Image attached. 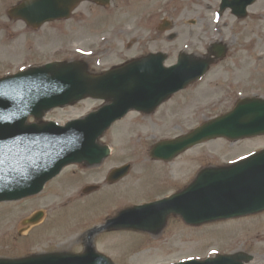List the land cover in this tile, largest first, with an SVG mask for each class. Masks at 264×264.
Listing matches in <instances>:
<instances>
[{
    "label": "rangeland",
    "instance_id": "rangeland-1",
    "mask_svg": "<svg viewBox=\"0 0 264 264\" xmlns=\"http://www.w3.org/2000/svg\"><path fill=\"white\" fill-rule=\"evenodd\" d=\"M13 3L0 0V78L50 61L74 60L100 74L158 50L168 53L166 65H171L180 52L200 56L216 42L226 45L227 60L154 113L132 110L117 121L100 139L112 149L101 164L69 165L42 193L0 203V258L83 253L92 241L118 264H176L236 252L253 254L249 264H264V211L199 226L172 214L155 233L99 230L124 208L185 189L204 168L227 166L264 148L261 135L211 140L170 162L150 156L154 144L229 111L239 96L264 97V0L250 6L246 17L226 11L219 19L221 0H113L105 7L84 1L70 19L31 34L8 15ZM164 20L171 23L168 30L161 29ZM103 104L86 98L48 112L44 121L66 124ZM125 164L131 165L128 175L109 182L111 170ZM92 185L100 188L83 193ZM38 211L44 217L27 231L24 220Z\"/></svg>",
    "mask_w": 264,
    "mask_h": 264
},
{
    "label": "water",
    "instance_id": "water-1",
    "mask_svg": "<svg viewBox=\"0 0 264 264\" xmlns=\"http://www.w3.org/2000/svg\"><path fill=\"white\" fill-rule=\"evenodd\" d=\"M82 0H26L13 14L30 23L67 17ZM108 4L110 0H92ZM256 0H223L240 16ZM193 58V57H192ZM182 55L180 63L166 68L163 53L151 54L102 76H91L79 62H56L0 79V202L17 200L43 190L46 182L72 162L99 164L110 154L98 138L130 109L154 111L174 92L204 72L208 62ZM207 65V66H206ZM204 68L202 69V67ZM93 96L112 103L86 118L60 126L56 122L28 124L30 115L42 118L46 111ZM264 134V99L245 98L235 108L207 121L190 133L157 143L151 155L171 160L181 152L218 137L238 140ZM130 166L113 170L110 180L128 174ZM97 186L85 192L96 190ZM264 210V151L237 164L201 172L186 191L155 203L122 211L101 227L160 231L172 213L193 224ZM42 212L29 221L41 218ZM252 255H219L204 261L179 264H244ZM0 264H113L96 252L92 243L85 253H51L24 259H1Z\"/></svg>",
    "mask_w": 264,
    "mask_h": 264
},
{
    "label": "flooded vegetation",
    "instance_id": "flooded-vegetation-1",
    "mask_svg": "<svg viewBox=\"0 0 264 264\" xmlns=\"http://www.w3.org/2000/svg\"><path fill=\"white\" fill-rule=\"evenodd\" d=\"M20 2H22V0H15V3H13L12 5H11V7L9 8V10L7 11V13H8V15L10 16V18L14 21V22H21L22 24H23V31H27L28 33H30L31 34V32H38L39 30H41L42 28H44L45 27V25H47V24H50V23H52V22H55V21H52V22H46V23H44V24H42L41 26H40V28H38V29H34L33 27H31V25L30 24H28L25 20H23V19H21V18H19V17H16L14 14H12V13H10V10H11V8L12 7H14V6H16V5H18ZM113 2V1H112ZM75 10L76 9H74V11L72 12V14H71V16L74 14V12H75ZM233 14V13H232ZM248 14H249V12L247 11V14L245 15V16H243V17H246V16H248ZM234 15V14H233ZM71 16H70V18H71ZM234 16H236V17H241L240 15H234ZM69 18V19H70ZM64 20H68V19H60V20H57L58 22L59 21H64ZM171 35H175V34H171ZM170 38H172V36H170ZM223 48V47H222ZM227 50V49H226ZM226 50L225 51H223L222 52V49H219V50H212V51H208L207 53H205V54H201L200 55V57L201 58H206V59H208L209 61H211L212 63H215V64H218V63H223L225 60H227V53H226ZM158 51H161V50H158ZM158 51H156V52H158ZM181 53V52H180ZM180 53L178 54V57H177V59H179V57H180ZM188 53V52H187ZM218 54V55H217ZM188 55H195L196 56V54H193V53H188ZM176 59V60H177ZM176 62V61H175ZM174 62V63H175ZM210 72V71H209ZM253 73V72H252ZM251 76L253 75V74H250Z\"/></svg>",
    "mask_w": 264,
    "mask_h": 264
},
{
    "label": "bare ground",
    "instance_id": "bare-ground-1",
    "mask_svg": "<svg viewBox=\"0 0 264 264\" xmlns=\"http://www.w3.org/2000/svg\"><path fill=\"white\" fill-rule=\"evenodd\" d=\"M24 223L26 224V227H29V228L27 229V231L30 230L31 226H32V227L35 226V225H33V224L29 223V222H26V221H24Z\"/></svg>",
    "mask_w": 264,
    "mask_h": 264
}]
</instances>
